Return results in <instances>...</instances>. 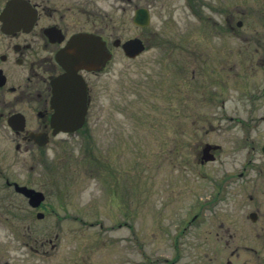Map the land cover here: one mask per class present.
Instances as JSON below:
<instances>
[{
	"label": "rangeland",
	"instance_id": "1",
	"mask_svg": "<svg viewBox=\"0 0 264 264\" xmlns=\"http://www.w3.org/2000/svg\"><path fill=\"white\" fill-rule=\"evenodd\" d=\"M227 13L236 32L253 38L264 0H157L148 50L136 61L117 55L101 78V108L90 111L91 121L101 118L102 159L114 165L116 182L83 173L76 161L55 169L67 192L49 198L36 222L35 264L260 263L246 248L264 246V217L259 224L248 217L261 205L249 193L256 167L264 171V156L253 150L264 143V106L241 99L243 76L233 72L222 95V78L207 61L224 44L230 63L253 53V41L223 33ZM207 143L222 151L201 169L197 156Z\"/></svg>",
	"mask_w": 264,
	"mask_h": 264
},
{
	"label": "flooded vegetation",
	"instance_id": "2",
	"mask_svg": "<svg viewBox=\"0 0 264 264\" xmlns=\"http://www.w3.org/2000/svg\"><path fill=\"white\" fill-rule=\"evenodd\" d=\"M156 2L0 0V264H35L39 252L35 236L39 213L49 210V198L59 199L67 192L62 182L55 181V169L76 161L83 173L94 177L105 174L116 182L114 165L108 157H103L108 162L102 159L101 118L91 121L90 111L101 108V78L112 74L109 67L117 55L136 61L148 50L152 20L145 26L135 21L140 10L148 12V18L151 14L152 19ZM234 18L227 13L223 33H235L243 41H253V53H245L230 63L228 47L224 44L222 55L211 54L207 61L213 67L212 72L222 78V95L233 72L237 77L243 76L241 99L249 106H264V30L260 31L264 29V15L256 24L258 29L253 38L236 32ZM84 35L93 36L92 41L83 44L80 37ZM132 39H140L145 50L129 58L123 45ZM103 53L108 56L101 58ZM97 59L98 63L92 64ZM175 65V71L180 74L181 59L177 58ZM225 103L223 100L222 108ZM85 107L88 112L84 123L79 128H71L80 123L79 111ZM238 121L241 123L243 119ZM209 145H203L198 152L196 165L201 169L212 163L204 160V149ZM218 147H211L210 152L222 151ZM257 149L264 156V143L253 146V150ZM248 169L244 166L238 174L244 182L251 177ZM255 173L253 178L258 180L249 198L261 205L248 217L259 224V219L264 217V171L258 166ZM208 176L205 174L204 179ZM230 177L226 175L217 184L218 194L228 187ZM32 192L45 195L40 207L33 206ZM127 192L126 200L131 199L130 185ZM126 217H131L130 213ZM197 217L194 215L192 221ZM256 233L262 237V232ZM238 251L236 248L232 255L238 253L240 257ZM246 251L264 263V246L247 247ZM225 264L240 263L228 258Z\"/></svg>",
	"mask_w": 264,
	"mask_h": 264
},
{
	"label": "water",
	"instance_id": "3",
	"mask_svg": "<svg viewBox=\"0 0 264 264\" xmlns=\"http://www.w3.org/2000/svg\"><path fill=\"white\" fill-rule=\"evenodd\" d=\"M142 14H143V17H144L145 11H139L137 13L138 18H137L136 21L139 24H143L142 20H141L142 19ZM146 19H147V14H146ZM91 38L92 37H83L82 41H84V43H85V40H86V43H88L89 41H92ZM102 45H104V44H102ZM124 49H125V52H126V54L128 56L134 57V56L140 54L144 50V46H143V44H142V42L140 40L135 39V40H131V41H128L127 43H125L124 44ZM104 56H106V54L103 53L102 54V58ZM79 112L80 113H79L78 120L80 121V123L78 125H73V127H71V128H79L84 123L85 115L87 114V108L85 107L84 109H81ZM208 150L209 149L205 150V154H206L205 158H206V160H213L214 157L212 155H208L207 154ZM31 197H32L31 198L32 199V204L35 207L36 206H40L41 203L43 202V200L45 199V196L41 192H34V193L32 192V196ZM42 217H43V215L40 214L39 218H42Z\"/></svg>",
	"mask_w": 264,
	"mask_h": 264
}]
</instances>
